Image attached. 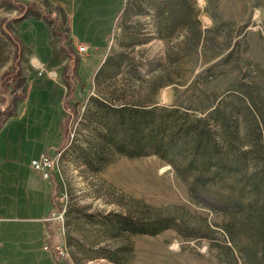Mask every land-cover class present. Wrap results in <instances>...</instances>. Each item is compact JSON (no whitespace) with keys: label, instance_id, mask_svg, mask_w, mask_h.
<instances>
[{"label":"rangeland","instance_id":"obj_1","mask_svg":"<svg viewBox=\"0 0 264 264\" xmlns=\"http://www.w3.org/2000/svg\"><path fill=\"white\" fill-rule=\"evenodd\" d=\"M17 2L24 3L25 10L31 3L58 22L65 15V22L58 24L66 38L60 42V35H53L52 25L41 17L27 13L18 19L25 7L16 8ZM123 4L124 0H0V108L3 98L17 97L15 110L23 112L18 126L8 121L0 136V157L8 158L0 164L1 178L9 173V181L15 179L12 162L22 165L23 173L28 167L35 171L31 156L37 158L45 144L55 141L59 111L65 121V137L51 152L56 156L51 175L57 212L53 219L48 214L43 222H31L41 211H19L15 200L6 197L9 187L0 182V264H62L53 258L51 232L65 264L229 263L230 243L220 227L226 217L201 198H192L186 182L158 156L118 153L105 124L111 114L99 102L147 107L153 101L158 107L204 116L207 103L233 92L239 80L263 101L264 0H127L116 18ZM196 21L207 31L199 46L193 42ZM68 50L78 59L75 72L82 85L78 102L65 109L61 73L65 67L71 69ZM36 57L44 63L41 75L32 66ZM49 71L56 75L49 77ZM160 71L173 83L152 93L145 80ZM15 74L18 79L1 83ZM19 82L22 88L15 90ZM27 114L31 127L36 122L40 126L34 129V141L33 135L22 134L28 132ZM26 136L31 141L25 142ZM196 190L217 201L227 196L229 182L198 184ZM155 213L174 214L183 222L156 235L130 233L118 224V215L145 221ZM202 233L213 242L201 238ZM48 255L50 259L44 257Z\"/></svg>","mask_w":264,"mask_h":264},{"label":"trees","instance_id":"obj_2","mask_svg":"<svg viewBox=\"0 0 264 264\" xmlns=\"http://www.w3.org/2000/svg\"><path fill=\"white\" fill-rule=\"evenodd\" d=\"M126 2L124 0L116 18L123 12ZM29 6L31 9L25 10L26 5L17 2L16 8L25 7L18 19L25 18L27 13L41 17L52 25L53 35H60V42L66 38V33L59 31V26L65 22V15L61 14L58 22L39 7L33 8L31 3ZM195 24L193 42L199 46L206 41L207 31L200 29L199 21ZM13 42L19 44L15 38ZM66 54L71 69L65 67L62 72L66 87L62 98L65 109L70 103L78 102L82 85L75 72L78 59L69 50ZM231 54L232 51H229L228 55ZM9 77L11 79L8 80ZM13 79H18V74L3 78L1 83L6 80L10 83ZM145 81L152 93L173 83L168 79V73L161 71ZM20 87L19 82L15 90ZM234 87L233 92L217 102L207 103V107L202 109L206 113L204 116L192 115L186 109L180 111L179 107H158L153 105V101L147 107L129 102L112 106L101 101L99 105L111 114L105 124L108 139L118 153L128 157L158 156L186 182L192 198L196 201L201 198L211 210L226 217L220 227L230 243L226 247L228 264H264V98L258 102L261 99L259 93L253 92L243 81H237ZM3 99L4 108H0V117L5 119L15 113L19 99ZM62 130L64 138L65 121L62 122ZM208 182H229L227 196L217 201L202 197L196 186ZM182 222L174 214L161 216L155 213L145 221L118 215L119 226L134 234L156 235L162 230L177 228ZM206 232L210 233L212 229L206 227ZM200 236L213 242L208 233ZM242 236L244 241L240 239Z\"/></svg>","mask_w":264,"mask_h":264},{"label":"crops","instance_id":"obj_3","mask_svg":"<svg viewBox=\"0 0 264 264\" xmlns=\"http://www.w3.org/2000/svg\"><path fill=\"white\" fill-rule=\"evenodd\" d=\"M121 10V9H120ZM119 10V11H120ZM119 11L117 13V15L119 14ZM116 15V16H117ZM116 19V18H115ZM36 59L40 62L39 58L36 57ZM44 64V63H42ZM45 64H48V62H46ZM53 68V66H51ZM49 72H53V71H49ZM48 72V73H49ZM55 73V72H54ZM56 75V73H55ZM62 76V73H61ZM63 98V97H62ZM26 100V99H25ZM25 100L23 101L25 103ZM22 113L21 110L17 109L15 110V113L5 119H3L2 117H0V136L5 128V125L7 124L8 121L13 122L16 124V126H18L19 119L22 118ZM59 116H60V131L58 133V136L56 137L54 142H50L49 144H45L44 147H42L39 151V155L42 153H47L49 155H54L51 154L52 150L54 147L59 146L62 142V138H63V130H62V122L63 120H61V113L59 111ZM28 118V123L26 124V131H28L27 133L24 132L22 133L24 136L25 135H33L31 137V139L34 141L35 138L34 136L36 135L34 129L39 128L40 126H38L37 122L31 127V119H29L28 114L25 116ZM34 117V116H32ZM30 126V127H29ZM31 128L33 130H31ZM16 130H14L13 132H17V128H15ZM20 132V130H19ZM21 133V132H20ZM32 133V134H31ZM21 134L20 136V140L21 137L23 136ZM31 139H27V136L25 137V142L26 141H31ZM1 141V139H0ZM2 146L1 142H0V147ZM28 143H26V147L28 148ZM33 148V147H31ZM2 152V151H1ZM33 154V153H32ZM36 158L35 155L31 156V159ZM8 158H2L0 157V164H4L7 163ZM31 161V160H30ZM9 166L11 163H8ZM11 171L10 173H12L13 171V177H15L16 181H14L15 179H11L9 181V178L11 177L10 174L8 173L7 175H5V177L3 176V179L0 176V182L1 185H3V187L6 186V188L9 187L10 190V195L6 196L7 199L10 197L11 199L13 198L15 200L16 203V208L19 211L22 212H28L30 211L31 213L33 211L35 212H40L41 211V215L40 217H36V218H32V221L35 222H43L44 221V217L48 214H51L53 212V198H54V190H53V181L50 178L49 180H46L44 178H42L41 175H39L40 173H36L35 171H33L32 169L29 168V170H27L25 173H23V170L21 168L22 165H17V163L12 162L11 164ZM1 191V189H0ZM4 192V190H3ZM46 220V219H45ZM47 229H52V225L49 222V225H47ZM53 233L51 232L50 234V244L51 247H54L56 242H55V238L53 237ZM45 251L46 248L44 247ZM45 258L50 259L51 257L48 256H44ZM55 257V259L62 261V264H65L64 260L62 257H60L59 255H57L56 253L54 254L53 258ZM53 262V261H52Z\"/></svg>","mask_w":264,"mask_h":264},{"label":"built area","instance_id":"obj_4","mask_svg":"<svg viewBox=\"0 0 264 264\" xmlns=\"http://www.w3.org/2000/svg\"><path fill=\"white\" fill-rule=\"evenodd\" d=\"M86 47H80V51L81 52H86ZM32 66L37 70V74L41 75L43 70H44V66L43 64L41 66H37V65H33ZM49 77H54L55 73L54 72H49L48 73ZM56 165V156L55 155H49L47 153H42L40 154L37 158H33L30 161V166L37 172L40 173V175L42 176V178L49 180L51 178L52 172L55 168ZM52 217L49 219H53L55 217V215H57V212H52L51 213ZM46 248V247H45ZM55 250V253L57 255H59L60 257L63 255V251L60 247L58 246H54L53 247Z\"/></svg>","mask_w":264,"mask_h":264},{"label":"bare ground","instance_id":"obj_5","mask_svg":"<svg viewBox=\"0 0 264 264\" xmlns=\"http://www.w3.org/2000/svg\"><path fill=\"white\" fill-rule=\"evenodd\" d=\"M34 65L41 66V64L38 62V60L33 61Z\"/></svg>","mask_w":264,"mask_h":264},{"label":"water","instance_id":"obj_6","mask_svg":"<svg viewBox=\"0 0 264 264\" xmlns=\"http://www.w3.org/2000/svg\"><path fill=\"white\" fill-rule=\"evenodd\" d=\"M0 113H1V109H0Z\"/></svg>","mask_w":264,"mask_h":264}]
</instances>
